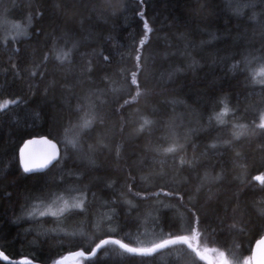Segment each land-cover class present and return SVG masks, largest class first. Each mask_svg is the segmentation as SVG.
<instances>
[{
    "label": "trees",
    "instance_id": "trees-1",
    "mask_svg": "<svg viewBox=\"0 0 264 264\" xmlns=\"http://www.w3.org/2000/svg\"><path fill=\"white\" fill-rule=\"evenodd\" d=\"M262 67L264 0H0V250L53 263L134 245L140 204L163 239L246 264L264 234ZM35 136L61 156L26 173ZM60 194L81 207L31 214ZM74 262L208 264L183 242Z\"/></svg>",
    "mask_w": 264,
    "mask_h": 264
},
{
    "label": "water",
    "instance_id": "water-1",
    "mask_svg": "<svg viewBox=\"0 0 264 264\" xmlns=\"http://www.w3.org/2000/svg\"><path fill=\"white\" fill-rule=\"evenodd\" d=\"M60 156L61 147L56 141L48 138L47 136L31 137L27 139L19 149L20 164L23 171L26 173L44 171L53 165L60 158ZM107 242H114L126 251L139 255H150L172 244L183 242L186 243L188 247L193 249L198 256L208 264H223L222 261L215 262L209 254L201 252L186 235L172 236L145 248L136 247L115 236H106L102 238L90 252H86L83 249L67 252L63 256L57 258L53 263H42L29 257L12 259L1 250L0 257L6 261L21 264H77L74 261L77 260L79 256L92 257ZM251 264H264V234L258 238L253 245Z\"/></svg>",
    "mask_w": 264,
    "mask_h": 264
},
{
    "label": "rangeland",
    "instance_id": "rangeland-1",
    "mask_svg": "<svg viewBox=\"0 0 264 264\" xmlns=\"http://www.w3.org/2000/svg\"><path fill=\"white\" fill-rule=\"evenodd\" d=\"M15 24L17 23L12 22L11 25L10 23H8V29L10 26L11 31L16 30V29L20 31H24V26H21V25L16 26ZM6 25H7L6 23L2 24L3 27H5ZM259 59H262V58L259 57ZM259 74H260L261 79H263L262 76H264V67H262L259 70ZM220 122H222L221 118H220ZM232 132L236 137L238 136V133L235 130ZM257 178L259 181H262L264 179V173L259 174ZM82 202H83V199H82L81 194H76L73 196H70V195L66 196L64 194H60V195L52 196V198L48 201L42 200L38 202L37 204H35L31 209V214L46 215L49 213L51 214L53 213V214L61 215V213L67 209L69 210L71 208L81 207ZM136 206H137V209L139 210H142V209L145 210V211L144 210L141 211L144 213L145 216L140 218L143 226L141 227V231L139 232V235L134 241V246L145 248V247H149L151 245H154L160 242L161 239H163V234L157 228L152 227L150 225V222L157 220V208H153L154 210H151L150 208H144L140 206V204ZM218 260L217 262L222 261V260H219V261ZM223 264H230V262L226 261V263L223 262ZM246 264H251V258L250 260L249 259L247 260Z\"/></svg>",
    "mask_w": 264,
    "mask_h": 264
}]
</instances>
